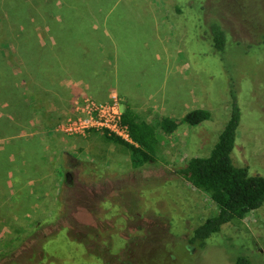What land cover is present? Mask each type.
<instances>
[{"label":"rangeland","instance_id":"rangeland-1","mask_svg":"<svg viewBox=\"0 0 264 264\" xmlns=\"http://www.w3.org/2000/svg\"><path fill=\"white\" fill-rule=\"evenodd\" d=\"M74 2L0 0V264L28 256L55 231L44 264H117L119 254L142 255V264H234L239 256L264 264V207L199 248L188 242L192 231L217 208L175 172L210 155L233 83L241 121L232 162L264 176V0ZM213 19L228 32L222 55L209 40ZM37 85L54 103L41 117L34 102L42 96H31L34 114L22 115L10 90L28 96ZM113 95L120 112L130 107L149 123L199 108L211 119L160 132L155 162L134 167L102 131L65 126L77 102ZM72 229L106 238L95 258L69 238Z\"/></svg>","mask_w":264,"mask_h":264},{"label":"trees","instance_id":"trees-1","mask_svg":"<svg viewBox=\"0 0 264 264\" xmlns=\"http://www.w3.org/2000/svg\"><path fill=\"white\" fill-rule=\"evenodd\" d=\"M74 1L72 0L77 8L78 4ZM70 10H75L71 3ZM207 28L213 50L217 54L222 55L229 44L227 30L218 19L209 21ZM66 29H71L70 23L66 25ZM73 30L76 33L81 32L77 25H73ZM83 34L85 35V33L78 35L81 36L80 39L85 38ZM71 41H74V39ZM258 41V43H264V35ZM39 91H41L40 86H34L30 89L27 96L21 94L19 88L14 87L10 90L9 94L14 99L16 108H21V114L25 116L34 114L33 103L31 101L33 99L30 100V97L36 96L37 98L38 95L42 96V98L36 99L34 104L39 105V107L36 106L35 113L41 114V117H44L46 111H48V103L50 102L49 104H51L54 101L52 98L38 93ZM229 96L230 117L210 155L208 157H193L186 162L185 166L175 171L196 190L206 194L217 208L215 215L205 219L201 225L195 227L192 231L188 242L195 246L197 245L199 248L206 247L214 235L223 233L225 227L232 222L243 220L251 212L264 207V176L252 173L248 167H236L232 162L231 155L237 146V132L241 121V108L233 83H231ZM95 99L98 98L95 97ZM42 104H46V106L41 107ZM210 119L211 113L208 110L199 108L186 113L181 120L164 116L155 123H149L142 120L132 108L126 107L121 115V123L127 128L129 140L109 134L107 131H103V137L106 141L122 146L130 152L134 167H140L146 163L155 162L159 150L160 132L173 134L181 124L194 127ZM66 200L67 198L65 197V202ZM67 213L69 212L67 211L65 214L68 215ZM60 232L55 231L50 237L45 236L39 243L34 245L35 247L29 251L28 256L21 257L17 262L7 261L3 264H44V259L46 260L49 257L48 254L45 255L46 249L44 248L48 243L47 240L49 238L52 240ZM66 233L72 241L87 246L89 250L91 249V252H88V257L91 258H95L94 250L96 246H99L98 244L95 245V243L102 242L104 244L106 242V238H103L100 232H95L92 229H88L81 236L79 232L76 233V230L74 231L73 229L71 231L68 230ZM150 234L151 231H148L147 236ZM110 241L107 238V242L110 243ZM40 249H42V252L38 254ZM3 257L4 255H0V260ZM43 257L44 259L42 260ZM51 258L53 257L51 256ZM141 258L143 257L142 255L139 256V254L134 258L133 256L130 258L128 254H119L117 257H114V262L117 264H142L146 258L143 260ZM107 264L112 263L109 261ZM234 264H253V262L249 257L239 256L235 259Z\"/></svg>","mask_w":264,"mask_h":264},{"label":"built area","instance_id":"built-area-1","mask_svg":"<svg viewBox=\"0 0 264 264\" xmlns=\"http://www.w3.org/2000/svg\"><path fill=\"white\" fill-rule=\"evenodd\" d=\"M78 113L80 117L77 115ZM122 113L118 109V99L114 95L107 103H99L90 98H85L75 104V114L67 119L65 126L67 128L73 125L95 128L98 131H107L109 134L129 140L127 128L121 123ZM63 125H61L62 130H64Z\"/></svg>","mask_w":264,"mask_h":264}]
</instances>
